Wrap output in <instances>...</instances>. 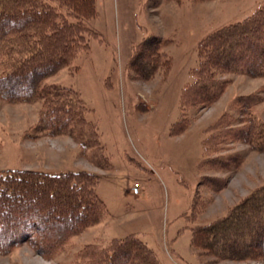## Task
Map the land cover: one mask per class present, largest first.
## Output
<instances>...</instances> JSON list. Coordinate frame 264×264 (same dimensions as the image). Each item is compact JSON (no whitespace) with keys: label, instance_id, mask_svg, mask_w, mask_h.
Masks as SVG:
<instances>
[{"label":"rangeland","instance_id":"374dc122","mask_svg":"<svg viewBox=\"0 0 264 264\" xmlns=\"http://www.w3.org/2000/svg\"><path fill=\"white\" fill-rule=\"evenodd\" d=\"M263 6L264 0H96V15L85 19L90 49L42 85L80 93L87 119L97 126L103 158L92 161L97 155L83 154L70 133L43 130V99L8 101L0 95V170L94 172L108 213L51 258L23 243L0 253V264H75L86 243L104 245L131 233L155 251L161 264H264V257L221 258L191 244L193 227L225 216L264 184V151L240 141L226 142L222 150L239 153V165L217 170L204 164L211 126L225 113L239 116L231 107L234 98L258 90L264 77L218 75L231 79L220 97L210 106L187 108V128L173 129L181 119L183 88L194 79L199 41ZM58 9L73 20L71 7ZM152 35L169 41L162 50L171 67L144 80L128 63L132 46ZM253 113L264 120V101ZM207 176L224 179V186L203 181ZM136 182L138 194L132 190Z\"/></svg>","mask_w":264,"mask_h":264},{"label":"trees","instance_id":"16d2710c","mask_svg":"<svg viewBox=\"0 0 264 264\" xmlns=\"http://www.w3.org/2000/svg\"><path fill=\"white\" fill-rule=\"evenodd\" d=\"M59 6L71 7L73 20ZM96 13V0H0V95L8 101L43 99L42 129L53 135L70 133L83 154L92 152L97 155L92 161L98 163L104 156L99 132L86 117L80 93L68 86L42 85L44 78L90 49L85 19ZM166 41L156 35L142 39L133 47L129 69L144 80L153 79L161 69L168 72L171 58L162 50L169 44ZM191 73L194 79L181 94V119L173 125L177 131L188 126L187 108L207 107L220 97L231 79L218 75L264 77V6L202 38ZM262 101L264 82L258 90L234 98L231 107L240 115L225 113L211 126L204 142L205 154H209L204 164L217 170L239 165V153L222 152L226 142L240 141L252 150L264 151V120L253 113ZM98 179L88 170H0V253L28 243L51 258L71 237L104 219L108 210L96 192ZM204 180L217 189L225 184L220 177ZM191 244L221 258L264 257V184L225 216L193 227ZM75 264L161 262L145 241L131 233L104 245L86 243Z\"/></svg>","mask_w":264,"mask_h":264},{"label":"built area","instance_id":"2783aa9c","mask_svg":"<svg viewBox=\"0 0 264 264\" xmlns=\"http://www.w3.org/2000/svg\"><path fill=\"white\" fill-rule=\"evenodd\" d=\"M133 192L138 194L140 192V184L138 182H136L133 186Z\"/></svg>","mask_w":264,"mask_h":264},{"label":"crops","instance_id":"0c3cea01","mask_svg":"<svg viewBox=\"0 0 264 264\" xmlns=\"http://www.w3.org/2000/svg\"><path fill=\"white\" fill-rule=\"evenodd\" d=\"M135 45H133L132 46V50H131V54H130V57L132 56V53H133V47H134ZM130 59V58H129Z\"/></svg>","mask_w":264,"mask_h":264}]
</instances>
